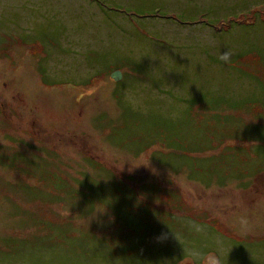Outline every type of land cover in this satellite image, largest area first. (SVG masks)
<instances>
[{"label":"rangeland","instance_id":"374dc122","mask_svg":"<svg viewBox=\"0 0 264 264\" xmlns=\"http://www.w3.org/2000/svg\"><path fill=\"white\" fill-rule=\"evenodd\" d=\"M0 264H264V0H0Z\"/></svg>","mask_w":264,"mask_h":264},{"label":"clouds","instance_id":"9594fccd","mask_svg":"<svg viewBox=\"0 0 264 264\" xmlns=\"http://www.w3.org/2000/svg\"><path fill=\"white\" fill-rule=\"evenodd\" d=\"M227 54H225V56H226ZM162 63V61L160 60V64ZM165 71H169V70H167V69H165ZM170 72V71H169ZM97 206L95 207V208H93V209H91L90 211H91V215H90V218H94V217H96L98 214H105L106 212H107V210H108V207L110 206H105V207H103V208H101L100 207V205H101V202L100 203H97L96 204Z\"/></svg>","mask_w":264,"mask_h":264},{"label":"water","instance_id":"95a60500","mask_svg":"<svg viewBox=\"0 0 264 264\" xmlns=\"http://www.w3.org/2000/svg\"><path fill=\"white\" fill-rule=\"evenodd\" d=\"M112 78L114 80H118L120 78V74L118 72L112 74Z\"/></svg>","mask_w":264,"mask_h":264}]
</instances>
